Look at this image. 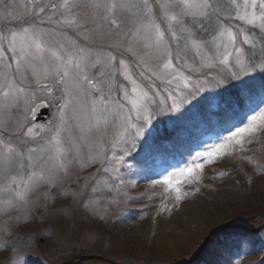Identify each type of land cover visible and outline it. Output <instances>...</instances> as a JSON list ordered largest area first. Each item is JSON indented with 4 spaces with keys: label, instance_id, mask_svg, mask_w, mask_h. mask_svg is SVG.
<instances>
[{
    "label": "rangeland",
    "instance_id": "374dc122",
    "mask_svg": "<svg viewBox=\"0 0 264 264\" xmlns=\"http://www.w3.org/2000/svg\"><path fill=\"white\" fill-rule=\"evenodd\" d=\"M50 2L61 0H3V4H0V35L7 34L9 30L17 31L21 27H27L24 21L31 20L30 13L34 4ZM83 2L91 5L93 0ZM5 5L10 7L5 10ZM73 11L79 12L81 27L65 29L64 38L74 49L83 50L87 58L88 75L95 77L106 90L111 88L112 100L119 99L118 89L121 85L130 92L133 79L140 87L154 85L153 90L161 94L156 97L157 100L166 97V89H176V81L172 85L166 82L171 78L170 73H174L172 70L162 69L154 49L146 47V41L142 34L136 33V24L131 18L124 21L117 30L102 23L90 6ZM43 15L47 20L51 13L46 9ZM55 20L54 17L53 23ZM45 27L49 25L46 24ZM110 57H115V60L110 62ZM122 59L127 65L125 69H121L119 65ZM188 60L198 69L191 74L190 82L201 86L203 90L196 92L192 87L184 89L181 83L179 93H174L180 105L176 112L169 110L171 100L160 107L153 105L152 124L145 129V137L148 131L156 133L161 129V120L165 125L173 126L195 115V105H204L205 98L212 101L205 111L211 113L217 109L216 101L221 96L217 87H228V83L235 86L252 84L256 82L260 72L264 71V68L259 67L260 60L254 61L257 65L255 68L247 69L248 75H244L234 61V66L231 67L214 64L208 68L201 67L199 62L193 64L191 53ZM178 70L183 75H189L186 68ZM141 72L144 74L141 75ZM18 82L22 83L25 93L14 105L0 108V140L11 141L19 148L17 126L27 115V127L36 126L39 133L38 139L29 140L27 147L23 149L27 155L29 148L39 149L45 146L46 140L55 131V126L59 123L58 105L63 102L56 98L63 95V86H57L53 94L48 95L35 84L30 73L26 78L22 76ZM129 98L133 97L130 95ZM88 103V108H81L75 102L69 106L61 138L66 148L75 145L79 149L78 153L73 151L69 158H104L106 153L107 162L104 167L109 169L108 173L103 172L99 162L87 168L77 166L58 186L49 188L41 185L29 194L27 204L17 202L6 213L0 212V264H13L12 251L3 250L8 246L26 264H57L65 259L81 256L76 255L77 253L70 256L71 251L76 252L79 248L85 249L89 255L106 257L121 264H129V259L141 264H182L212 228L223 222L241 220L239 215L246 216L250 213L252 216L248 218L251 220L245 225L249 228L260 226V236L264 239V132L248 137L251 143L246 140L243 152L233 151L229 147L227 151L231 155L214 158V163H206L203 178L198 183H184L180 201L174 200L173 193L162 202V187L153 182L161 179L166 171L186 167L196 152L205 151L208 145L218 142L221 137L229 136V130H235L234 127L224 133L200 131V141L196 144L192 143V136H187L188 132L181 129L180 146L177 148L175 144L168 145L172 149L171 154L163 159L156 154L145 155L141 151L144 137L135 138L134 130L131 129L132 134L128 135L127 142L116 144L114 134L119 128V122L116 127L105 126L100 113L92 114L90 101ZM41 104L46 106L37 107ZM29 107L34 109V116L28 112ZM44 108L48 109L47 114L40 115V110ZM129 108L130 105H127L124 112L127 113ZM260 108H264V104H260ZM250 113L254 114L253 109ZM130 114L132 122L137 123L135 112ZM182 114L186 115L181 118ZM39 126H44L46 131L39 132ZM47 171L46 168L45 172ZM77 172L82 186L91 184L92 178L98 186H102L105 180L108 181L111 191L105 189L99 203H95L97 197L91 194L90 188L85 196L80 197L86 201L93 200L95 211H85L80 206L79 199L74 201L71 195H64L65 192L77 190ZM16 174L15 171L8 175L0 174V199L14 198V190L9 192L3 189L9 184V176ZM244 219L247 218L242 220ZM253 248L250 241H243L239 247L228 243L216 252L227 264H254L262 256V252H255ZM84 263L103 262L90 259Z\"/></svg>",
    "mask_w": 264,
    "mask_h": 264
},
{
    "label": "snow or ice",
    "instance_id": "6c2138e0",
    "mask_svg": "<svg viewBox=\"0 0 264 264\" xmlns=\"http://www.w3.org/2000/svg\"><path fill=\"white\" fill-rule=\"evenodd\" d=\"M0 4H3V0H0ZM89 6L95 10L102 23L113 29L118 30L124 21L131 18L136 24V33L142 34L146 41V47L154 49L162 69L172 70L174 73H170L171 78L166 82L172 85L176 81V89H166V97L157 100L156 97L161 94L153 90L154 85L140 87L133 79L131 91L121 85L118 89L119 99L112 100L111 88L106 90L101 82L88 75L87 58L83 50L74 49L64 38L65 29L81 27L79 12L74 13L73 10ZM9 7L10 5H5V10ZM46 9L51 13L47 20L43 15ZM30 16L31 20L24 21L27 27H21L17 31L9 30L7 34L0 35V108L19 101L25 88L18 81H21L22 76L26 78L29 73L35 84L48 95H52L57 86H63V95L56 98L63 102L58 105L59 123L46 140L45 146L39 149L29 148L25 155L23 149L27 147L29 140L36 141L39 136L36 126L27 127V115L17 126L19 148L11 141L0 140V174L8 175L12 171L17 173L9 176V184L3 189L9 192L14 190V198L0 199V212L6 213L17 202L27 204L29 194L41 185L49 188L58 186L77 166L87 168L99 162L103 172L108 173L109 169L104 167L107 162L106 153L104 158H69L73 151L78 153L79 149L75 145L66 148L61 132L66 122V111L73 102L81 108H88L90 101L91 113L99 112L105 126L116 127L119 122V128L114 134L116 144L126 143L128 135L132 134L130 129L134 130L135 138L144 137L141 151L150 155L161 147L157 133L148 131V135L144 136L145 129L152 124V106L160 107L171 100L169 110L179 111L176 94L180 91L181 83L184 89L192 87L196 92L203 90L201 86L190 82L191 74L198 69L189 63V53L193 64L199 62L201 67L211 68L215 64L227 68L234 66V61L235 66H239L241 72L248 75L247 69L255 68L257 65L254 61L260 60L259 67L264 68V0H93L91 5L83 0H61L34 4ZM46 24L49 27H45ZM109 59L111 62L115 57ZM119 65L121 69L127 68L123 59L119 61ZM182 68H186L189 75H183L178 70ZM42 80L44 83H41ZM247 91L245 86L231 100L221 97L216 103L221 108L239 105ZM130 95L132 99L129 98ZM205 101L202 110L206 111L212 101L208 98ZM259 103L264 104V97ZM127 105L130 108L125 113ZM39 106L46 105L37 107ZM28 112L35 115L31 107ZM131 112H135L137 123L132 122ZM253 113L244 117L241 121L243 126L233 125L235 130H229V136L221 137L218 142L208 145L205 151L196 152L186 167L166 171L161 179L155 180L153 183L160 185L163 190L162 202L173 193L174 200L180 201L184 183H198L203 178L206 163H214L215 159L231 155L227 151L229 147L233 151L243 152L246 140L251 143L248 137L264 132V108H260L258 104ZM184 115L186 114H182L181 118ZM45 131L44 126H39V132ZM248 162L252 163L251 160ZM80 179L77 172V190L65 192L64 195H71L74 201L79 199L80 206L85 211H95L93 200L86 201L80 197L85 196L90 188L91 194L97 197L95 203H99L105 194L104 190L111 191L108 181L105 180L102 186H98L92 178L91 184L82 186ZM164 207L167 210L166 203ZM3 250L12 251L13 264H26L11 246Z\"/></svg>",
    "mask_w": 264,
    "mask_h": 264
},
{
    "label": "trees",
    "instance_id": "16d2710c",
    "mask_svg": "<svg viewBox=\"0 0 264 264\" xmlns=\"http://www.w3.org/2000/svg\"><path fill=\"white\" fill-rule=\"evenodd\" d=\"M258 78L256 79V82H253L252 84L245 83L242 86H239L238 84L235 86L233 83H228V87H217L218 94H221V96H219L220 98L223 97L224 99L231 100L237 92L247 86V94L244 96L242 102L239 105L233 104L232 106L227 108H221L218 106L216 110L211 111V113H207L205 112V110H202L203 105L198 104L195 105V107L197 108V110H195L194 112L195 115L188 117V119L186 120H181L176 125L167 126L164 124L165 122L161 120L160 125L162 127L159 131L156 132L158 134L157 139L160 142L161 147L159 151L152 154L159 155L163 159L168 157L171 154L172 150L168 148V145L175 144V146L177 145V148L180 146L181 129H185L186 132H188L187 136H192L194 140L192 143L196 144V142L200 141V138L198 136V133L200 131L224 133L228 129H231L233 125H240L241 121L244 120L245 115L249 114V112H251V110L254 109L256 105L259 104L260 106V99L264 97V71L260 72ZM157 119H159V117ZM256 213L257 212H255V214ZM251 214L252 213L246 216L239 215L238 217H242V219L248 218L252 216ZM261 233V230L251 231L237 227L222 230L215 234L206 250L191 264H227V261L223 260V258H221L219 254H217V249L222 248L226 244L228 245V243L233 247H239L243 241H250L252 246L254 247L253 250H255V252H262V256L259 257L254 264H264V239L261 238ZM238 252H240V250ZM73 254L86 255L90 253H88L85 249L79 248L76 252H70V256H73ZM128 261L129 264H141L136 263L131 259H129Z\"/></svg>",
    "mask_w": 264,
    "mask_h": 264
},
{
    "label": "water",
    "instance_id": "95a60500",
    "mask_svg": "<svg viewBox=\"0 0 264 264\" xmlns=\"http://www.w3.org/2000/svg\"><path fill=\"white\" fill-rule=\"evenodd\" d=\"M48 109L44 108L40 110V115H44L47 114ZM260 216V215H259ZM251 218H247L244 220H233V221H228V222H223L220 223L219 225H216L214 228H212L207 236L205 237V239L203 240V242L196 248V250L192 253V255L189 257L188 260L184 261L182 264H191L192 262H194L197 258L200 257V255L204 252L205 248L207 247V245L209 244L210 240L212 239V237L218 233L219 231L225 230V229H229V228H236V227H243L246 228L248 230L251 231H257L259 230V227H255V228H249L248 226L245 225V223L248 221H250ZM90 259H97L102 261V264H121L118 263L112 259L106 258V257H102V256H98V255H81V256H77L76 258H68L65 259L57 264H86L84 263L85 260H90Z\"/></svg>",
    "mask_w": 264,
    "mask_h": 264
},
{
    "label": "bare ground",
    "instance_id": "6f19581e",
    "mask_svg": "<svg viewBox=\"0 0 264 264\" xmlns=\"http://www.w3.org/2000/svg\"><path fill=\"white\" fill-rule=\"evenodd\" d=\"M35 120H36V119H35ZM201 255H202V254H201ZM201 255H200V256H201Z\"/></svg>",
    "mask_w": 264,
    "mask_h": 264
}]
</instances>
